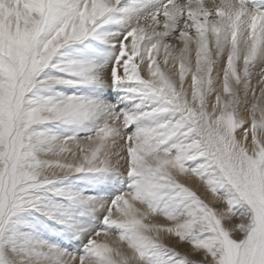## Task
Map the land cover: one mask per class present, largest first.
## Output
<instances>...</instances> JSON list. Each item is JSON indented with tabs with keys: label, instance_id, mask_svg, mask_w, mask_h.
<instances>
[{
	"label": "snow or ice",
	"instance_id": "obj_1",
	"mask_svg": "<svg viewBox=\"0 0 264 264\" xmlns=\"http://www.w3.org/2000/svg\"><path fill=\"white\" fill-rule=\"evenodd\" d=\"M0 264H264V0H0Z\"/></svg>",
	"mask_w": 264,
	"mask_h": 264
},
{
	"label": "rangeland",
	"instance_id": "obj_2",
	"mask_svg": "<svg viewBox=\"0 0 264 264\" xmlns=\"http://www.w3.org/2000/svg\"><path fill=\"white\" fill-rule=\"evenodd\" d=\"M101 179H103V178H101ZM210 198V197H209ZM182 251H183V249H182ZM193 258H196V257H193Z\"/></svg>",
	"mask_w": 264,
	"mask_h": 264
}]
</instances>
